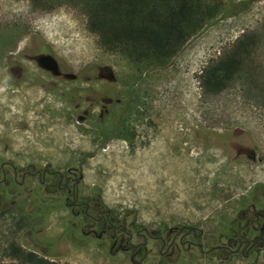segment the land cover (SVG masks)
I'll list each match as a JSON object with an SVG mask.
<instances>
[{
	"label": "rangeland",
	"instance_id": "obj_1",
	"mask_svg": "<svg viewBox=\"0 0 264 264\" xmlns=\"http://www.w3.org/2000/svg\"><path fill=\"white\" fill-rule=\"evenodd\" d=\"M247 35L254 41L240 72L218 95L206 93V71ZM2 164L15 168L19 183L30 169H75L80 193L100 198L136 230L168 236L194 228L206 250L221 245L222 223L255 199L264 206V0H224L220 17L155 69L103 49L79 9L36 11L29 0H0ZM22 188L10 213L0 200V262L13 261L10 245L30 244L56 264H132L95 245L76 247L64 231L66 209L18 229L32 203L26 189L41 194L36 178ZM188 256L189 264H264V250Z\"/></svg>",
	"mask_w": 264,
	"mask_h": 264
},
{
	"label": "trees",
	"instance_id": "obj_2",
	"mask_svg": "<svg viewBox=\"0 0 264 264\" xmlns=\"http://www.w3.org/2000/svg\"><path fill=\"white\" fill-rule=\"evenodd\" d=\"M29 1L36 11L53 10L63 5L81 10L86 16L88 30L97 35L103 49L121 54L131 63L148 69L167 66L193 38L220 17L224 5V0ZM244 41L246 44L241 43L244 45L206 71L202 81L206 93L218 95L240 72L253 36H244ZM14 208L10 206L3 212L10 213ZM42 210L43 206L38 205L33 211L38 214ZM238 218L223 225L230 237L235 233L234 224ZM30 223L33 221L23 215L18 229ZM8 256L13 261L0 264H56L50 259L54 255L30 244L10 245Z\"/></svg>",
	"mask_w": 264,
	"mask_h": 264
},
{
	"label": "flooded vegetation",
	"instance_id": "obj_3",
	"mask_svg": "<svg viewBox=\"0 0 264 264\" xmlns=\"http://www.w3.org/2000/svg\"><path fill=\"white\" fill-rule=\"evenodd\" d=\"M8 167L6 164L0 166V187L4 189L0 200H5L8 206L16 205L26 178H36L41 194L38 190L26 189L32 201L27 211L29 220L45 221L51 212L66 209L70 218L63 219L66 223L64 231L75 236V246L80 249L95 245L100 252L128 257L132 264H144L155 252L159 255L157 264H189L188 253L223 260L224 255L250 256L264 250V206H259L260 201L257 199L239 216V221L234 224L233 236L224 235L222 241H225L221 245L206 250L200 241L204 233L194 228H173L168 236L147 229L136 230L133 220L130 222L127 216H117L106 209L100 198L82 195L81 179L77 178L78 172L75 169L66 173L51 171L49 168L30 169L19 183L18 172L14 167ZM38 205H42L43 210L37 214L33 210ZM70 221L75 222V227L69 225Z\"/></svg>",
	"mask_w": 264,
	"mask_h": 264
},
{
	"label": "bare ground",
	"instance_id": "obj_4",
	"mask_svg": "<svg viewBox=\"0 0 264 264\" xmlns=\"http://www.w3.org/2000/svg\"><path fill=\"white\" fill-rule=\"evenodd\" d=\"M26 93V92H25ZM29 94V93H28ZM33 95V94H32ZM30 96H31V93H30ZM27 97V96H26ZM32 97V96H31ZM41 97V96H40ZM37 98V97H36ZM39 98V97H38ZM28 99V98H27ZM33 98H31V100H32ZM29 100V99H28ZM34 100V99H33ZM36 100V99H35ZM39 100H41V99H39ZM29 103V102H28ZM26 115V114H25ZM22 116H24V115H22ZM12 118V117H11ZM31 119V118H30ZM22 120V119H21ZM25 120V119H24ZM29 120V119H28ZM33 120V119H32ZM30 121V120H29ZM23 122V121H22ZM37 122V121H36ZM15 124H16V122H14ZM32 123V122H31Z\"/></svg>",
	"mask_w": 264,
	"mask_h": 264
}]
</instances>
